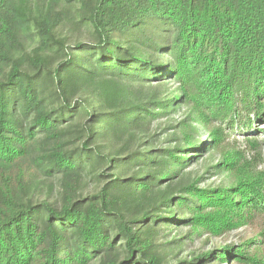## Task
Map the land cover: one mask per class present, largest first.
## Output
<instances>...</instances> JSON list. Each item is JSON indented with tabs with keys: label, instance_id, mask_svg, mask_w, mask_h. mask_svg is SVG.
I'll use <instances>...</instances> for the list:
<instances>
[{
	"label": "trees",
	"instance_id": "obj_1",
	"mask_svg": "<svg viewBox=\"0 0 264 264\" xmlns=\"http://www.w3.org/2000/svg\"><path fill=\"white\" fill-rule=\"evenodd\" d=\"M262 128L264 0H0V264H264Z\"/></svg>",
	"mask_w": 264,
	"mask_h": 264
},
{
	"label": "rangeland",
	"instance_id": "obj_2",
	"mask_svg": "<svg viewBox=\"0 0 264 264\" xmlns=\"http://www.w3.org/2000/svg\"><path fill=\"white\" fill-rule=\"evenodd\" d=\"M186 110L183 112H179L173 116H171L169 119L166 121H160L158 123H155L152 126L151 133H159L163 135L164 131H167L168 125L170 126H175L180 120H183V115ZM177 122V123H176ZM167 126V127H166ZM191 127H195V129H199V125H191ZM264 129V128H262ZM172 131V130H171ZM199 131V130H198ZM202 134V132H200ZM198 134V136L202 137L201 134ZM166 136H162L159 139V144H163L166 140ZM260 141L264 140V132L258 137ZM238 143L237 147H239L240 150H243L245 147V143L242 140H237ZM262 152L264 153V142L262 143ZM249 159L251 157V154L247 156ZM219 161V157L217 153L214 152H207L203 157H200L199 161L196 162L194 165H192L188 170L193 172V173H199L202 175L208 167L215 166ZM257 170L261 171L264 170V159L262 162L258 163V166L256 168ZM215 176H206V182L202 185V187H207V186H218L221 183H225L226 185L229 184V180L227 179L226 175H219L218 171H216ZM184 232V231H183ZM240 234V231H235L230 233L228 236L223 237L219 240L212 239L210 242L202 246V241L199 240L195 242L194 244V249L199 250L200 248H203L204 250L210 249L213 245L218 244V243H231V242H237V236Z\"/></svg>",
	"mask_w": 264,
	"mask_h": 264
}]
</instances>
